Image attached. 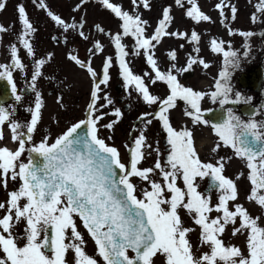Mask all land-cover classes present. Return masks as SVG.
Segmentation results:
<instances>
[{
  "label": "snow or ice",
  "instance_id": "obj_1",
  "mask_svg": "<svg viewBox=\"0 0 264 264\" xmlns=\"http://www.w3.org/2000/svg\"><path fill=\"white\" fill-rule=\"evenodd\" d=\"M32 2L64 33H76L81 40L91 43L85 59L75 49H69L66 55L67 61L86 72L91 85L83 118L70 122L53 140L44 135L36 142L34 134L42 120L45 103L38 80L44 76L43 68L53 53L36 57L30 42L36 28L24 5L17 4L20 28L13 34L14 42L7 47L9 62L0 63V79L7 81L13 99L22 102L13 78V70L21 74L26 71L18 54L22 48L33 62L28 90L34 96L31 106L25 109L30 114L26 121L12 118L14 113L9 109L13 105L8 109L0 106V141L4 140L2 126L6 124L11 142L16 145L14 149L0 146V188L6 193V199L0 202V264H264V226L260 225L264 220V120H243L229 108L219 122L211 123L217 138L211 153H218L223 146L231 149L242 162L250 185L245 200L259 208L261 215L258 216L251 215L238 202L237 182L244 173L234 179L225 176L224 156L214 162L202 161L195 150L192 132L188 128L177 130L170 120V110L177 106V101L187 106L184 116L193 125H208L210 121L201 109L205 97L221 107L252 100L251 96L235 91L231 84L232 73L241 66V57L231 42L225 50L224 41L208 40L207 50L223 56V67L212 85L213 91L194 90L181 83L178 75L195 65L204 69L210 65L198 56L201 36L194 28L190 35L187 31L169 30L173 20L171 5L162 7L161 16L149 33V21L142 19L138 11L139 6L149 10V0H131V11L110 0H97L118 21L115 33L105 32L96 25L115 53L114 60L111 55L102 57L98 73L92 67V57L102 55L103 45L99 40H89L83 31V18L79 23H68L51 11L45 0ZM87 2L79 0L73 11ZM174 4L193 25L211 22L196 0H174ZM214 7L219 11L222 25L227 26L229 20L224 8L230 9L231 19L235 20L237 8L226 0H220ZM4 8V0H0V10ZM255 9L264 14V0H259ZM251 19L256 21V13ZM10 31L11 26L0 25V33ZM234 34L244 38L243 55L247 58L249 38L256 34L229 28L228 35ZM260 35L264 38V33ZM166 37L188 42L197 55H187L185 65L178 67V53L173 48L166 53L167 70H162L156 49ZM124 38L131 39V47L124 43ZM52 40L57 42L56 37ZM67 41L68 35H65L60 42L67 44ZM179 47L184 49L185 45L181 43ZM135 56H142L150 71L142 75L134 73L129 57ZM114 65L124 93L128 96L135 93L144 105L155 106L153 111L138 115L137 121L143 127L134 125L128 133L129 137L136 135L123 145L124 158L120 149L109 143L113 140L114 126L123 117L121 108L115 107L113 99L104 91ZM157 83L166 87L162 97L150 91V86ZM62 100V94H57L56 103L61 108L64 107ZM105 117L111 118L103 123ZM154 120L164 133L167 147L163 150L159 146L153 148L145 134ZM101 129L109 134L101 135ZM146 149L149 155L155 153L154 163L148 167L142 166ZM206 178L207 190L200 191L198 181ZM134 180L143 182V187ZM213 191L215 202L211 197ZM181 210L190 218L191 226L185 225ZM229 229L232 237H245L244 249L225 243L223 236ZM197 231L198 245L194 248L190 234ZM89 240L94 245V255L86 251Z\"/></svg>",
  "mask_w": 264,
  "mask_h": 264
},
{
  "label": "flooded vegetation",
  "instance_id": "obj_2",
  "mask_svg": "<svg viewBox=\"0 0 264 264\" xmlns=\"http://www.w3.org/2000/svg\"><path fill=\"white\" fill-rule=\"evenodd\" d=\"M4 58L6 59V61ZM8 62V53L6 52V54H0V63L6 64ZM22 62L26 66V71L23 74H21L18 70H13L14 82L16 83L18 94L22 95V102H16L10 93L9 101L5 104L2 102L0 106H3L8 109L9 105H13V107L9 109V111L14 113L12 118L17 119L19 121H26L30 118V114L26 112L25 109L31 106L30 101L33 99L34 94L28 90L30 73L32 69L31 63L28 57H26ZM222 67L223 61H219L216 65L215 74L212 73L209 69H205L202 75L200 74L198 76H195L190 82L184 85L190 86L194 90L204 92L213 91L214 88L212 87V85L215 83V78L218 76L219 71ZM255 69H260V82H258L257 76H254L253 79L249 78L243 82H239V78L242 75H245ZM230 80L235 91H240L245 97H252V100L249 103L245 104L241 102L235 105L228 104L221 107L218 103H213L209 98L205 97L201 101V109L205 112V118L208 119L210 122L208 125H193L190 119L184 116V111L187 106L183 103V101H177V106L174 109L170 110V120L173 127L177 130H180L181 128H188L192 132L195 150L197 151V154L202 161L214 162L215 159H218L220 156H224L226 157L224 161L223 173L225 176L234 179L237 174L241 172L244 173L242 179L237 182L238 188L240 189V200L238 202L243 203L251 215L258 216L261 215L259 208L254 203H249L245 200V192L246 190H250V185L248 184L246 179L247 169L244 167L242 162L234 156L232 150L229 148L221 146L218 149V153H211L210 149L212 146H214V143L217 140V138L212 133L211 123L219 122L229 108L233 110V113L235 115L239 116L243 120H247L249 118L258 121L264 120V115L261 114L264 113V107H262L264 106V44L259 47H254V49L250 51L247 58H245L244 56L241 57V66L238 70L232 73ZM120 85L122 88V101L124 108L120 106L118 107L121 108L123 117L122 121L114 126L115 131L112 134L113 140L109 143L115 144V146L120 149L121 156L124 158L126 152L123 148V145L125 143H129L130 140L136 135V133H133V136L129 137L128 133L132 131L134 125L137 128L143 127V125L137 121L138 115H140V113L144 111H153L155 106L149 107L144 105L142 102L138 101L135 93H133L132 96H128L124 93L122 83ZM113 86L114 81H110L106 92L112 90ZM20 89H24V91L20 92ZM38 89L42 92L45 103L44 108L42 109V120L38 126V130L34 134V139L36 142H39V140L44 135H48L51 141L52 135L56 132V130L51 129L50 121L47 119V116L45 114L49 99L55 96L57 93L62 94V102L65 104V107H67L68 105L73 106V120L70 121L72 122L75 121V119L81 117L83 113L82 99L88 94L85 93L76 95L74 87L66 81L65 77H62L57 84L54 83V85H51L49 79L44 75L38 80ZM109 96L113 99L114 102L115 97L111 94ZM209 109H211V111H207ZM110 110L111 109H106L105 111ZM252 113H256V115L251 116L250 114ZM110 118L111 117H105L104 121L102 122L106 123ZM64 125L65 123H63L61 128L64 127ZM2 131L3 134H8L9 137L8 140H6L5 144H1L2 142L0 141V146H7L10 149H14L16 145L11 142L10 132L7 129L6 124L2 126ZM107 134H109L107 130L101 129V135ZM145 134L148 138V142L152 144L153 148L159 146L161 150H163L165 147H167L164 142V133L160 129L158 121L154 120L151 125H148ZM157 141H159L158 145ZM116 143L118 144L116 145ZM119 143H121V145H119ZM148 151L149 150L147 149L145 150L146 159L142 161V166L144 167L151 166V164L154 163L155 160V153L151 152V154L149 155ZM228 157H231V159H228ZM134 183H137L140 187H143V182L141 181L134 180ZM198 183L200 191L207 190L209 183L207 178L204 181H198ZM180 186H182V182H180ZM9 190H11V181H9ZM211 197L213 202H215L216 193L214 191L211 193ZM5 199L6 193L2 188H0V202L4 201ZM211 215L214 216L216 215V213H212ZM181 216L184 219L185 225L191 226V220L189 217H187L183 210H181ZM260 225L264 226V220L260 221ZM85 238L88 239L86 235ZM190 239L195 248L198 245V231L191 233ZM223 240L226 244L230 242L238 247H241L242 249L245 248V237L239 235L236 237H232L230 229L224 234ZM86 251L89 255H94V246L90 240L87 245ZM201 251H207V249L201 248ZM68 258L69 260L71 259L70 253L68 254Z\"/></svg>",
  "mask_w": 264,
  "mask_h": 264
},
{
  "label": "rangeland",
  "instance_id": "obj_3",
  "mask_svg": "<svg viewBox=\"0 0 264 264\" xmlns=\"http://www.w3.org/2000/svg\"><path fill=\"white\" fill-rule=\"evenodd\" d=\"M19 1L20 0L5 1V4H8L7 7L4 10H0L2 19L1 22L3 24L10 25L18 23L16 5L21 4L19 3ZM110 2L120 5L125 11H131V0H110ZM196 2L201 11L211 17V22H201L198 25H193L190 20L184 17L183 10L178 9L175 6L174 0H149L150 9L145 10L142 6H139L138 11L140 12L142 19L149 21L150 27L148 28V32L150 33L155 27L157 20L161 16L162 7L171 5V15L173 17V20L169 30L187 31L190 35L191 30L194 28L201 36V40L199 43L200 52L198 54V56L201 58H205L207 57V55L209 56V54L205 52L206 48L204 47L210 38L222 40L224 41V44L225 42H229L230 40L239 39L238 35L234 34L233 37H230L228 35L229 28L233 29L234 31H245V29L256 30V28H253L251 27V25H249L248 16L245 14L246 9L244 8H255V5L259 2V0H226V3L234 5L238 11L235 20H231L232 14L230 12V9L224 8L225 15L229 17V20L226 22L227 26L220 23L219 11L214 7L216 3L220 2V0H196ZM45 3L51 11L59 15L68 23H72L73 21L79 23L81 18H83V31L86 35L89 36V40L91 36L97 38V40H99L103 45L104 50L102 56L111 55L113 57V60L115 59L114 50L111 47L107 37L103 36L99 31L96 30V25H99L105 32L115 33L117 31L118 21L108 10L103 9L100 4L97 3V0H88L86 6L82 5L81 8L76 11H73V9L79 3V0H45ZM23 5L26 9L28 17L33 22L34 27L36 28L35 33H37V36L34 37L33 41L36 43V41L38 42V40H40L41 47H45L48 44V40L45 38L46 34H56L59 37L68 35L71 37V39H80L76 33H72L70 35L64 33L62 29L58 28L53 22L50 21V19L41 9H38L33 4L32 0H27V4L23 3ZM255 12V10L252 11V13ZM231 22H233V26L230 25ZM257 38L258 37H255V39L253 40L255 43L258 40ZM81 41L87 43L86 41ZM35 43H33V46H35ZM124 43L129 47H131L132 45V41L130 38H124ZM181 43L185 45L184 49H180L179 45ZM91 46L92 45L90 44H85L84 47H80V52H86ZM173 48L177 50V53L179 52L178 67H180L184 61H186V55H197V53L192 52V46L188 42L172 37H166L164 38L162 44L159 45L156 49V58L158 62L161 58L166 56L167 51ZM185 51H187L188 53H185ZM50 52L53 53V58L55 59V62L53 64L51 63L50 66L56 71V75L61 76L65 72V74L63 75H66L67 77L71 78L72 81H75L76 84L74 85V89L78 90L77 95L83 94V92L88 91L91 85L89 79H87L89 77L85 72L77 68L74 69V67L68 63L66 59L68 48H57L51 50ZM96 56L92 57V67L99 73L101 65L96 63ZM129 59L133 71L135 70L136 66L141 65V63L144 62L142 56L129 57ZM57 61L59 62V64L57 63ZM159 66L161 68V65ZM199 67L202 68V66L200 65ZM144 71H150V69H145ZM74 76H76L77 80L74 79ZM85 99V97L82 99L84 103Z\"/></svg>",
  "mask_w": 264,
  "mask_h": 264
}]
</instances>
